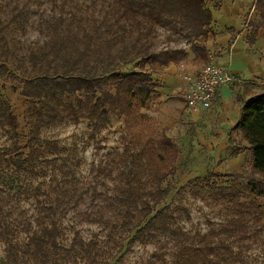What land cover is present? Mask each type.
I'll return each instance as SVG.
<instances>
[{"label": "trees", "instance_id": "obj_1", "mask_svg": "<svg viewBox=\"0 0 264 264\" xmlns=\"http://www.w3.org/2000/svg\"><path fill=\"white\" fill-rule=\"evenodd\" d=\"M67 2L53 0L54 5L60 4V12L41 24L47 40L21 58L23 79L19 87L29 100L26 153L21 152L18 118L0 92V127L5 128L16 153L4 157V175L12 167L16 172L32 170L58 149L55 142L41 136L42 130L52 125L85 119L93 134L106 125L111 114L136 123L139 119L147 130L139 136H126L119 159V183L103 197L102 217L106 204L115 213L108 239L126 235L127 251L135 244L166 237L171 264H250L242 248L247 243L263 242L264 206L233 200L238 190L233 192L230 186H212L217 196L230 199L225 206V220L205 232L191 233L179 227L170 208L160 205L171 190L168 178L175 172L178 147L167 136L166 128L154 138L157 131L153 119L140 112L149 108L155 91L146 65L157 70L170 62L177 63L186 53L183 47L155 50L159 28L183 35L198 56H204L205 49L196 42L208 37L213 20L205 0H107L95 10L86 6L81 14L64 10ZM25 6H15L10 17H3L0 4V61L6 62H0V75L8 80L15 77L9 63L16 57L8 36L14 30H25ZM253 6L259 15V20L251 24L254 32L264 29V0H255ZM135 63L140 64L134 67ZM240 112L233 130L251 150V177L244 188L263 195L264 91L252 92ZM38 204L35 216L26 223L24 239H17V231L4 210V224L0 223V241L4 244L1 264H73L89 259L95 241L85 240L78 232L69 242L64 241L58 202L38 200Z\"/></svg>", "mask_w": 264, "mask_h": 264}, {"label": "rangeland", "instance_id": "obj_2", "mask_svg": "<svg viewBox=\"0 0 264 264\" xmlns=\"http://www.w3.org/2000/svg\"><path fill=\"white\" fill-rule=\"evenodd\" d=\"M105 1L107 0H68L63 5V9L81 14L80 12L84 13L87 10L86 6L90 8L92 6L95 10ZM220 1L205 0L206 5L213 12L220 7ZM246 1L248 5L255 3V0ZM93 2H95L94 7ZM0 4L3 6V17L4 15L10 17L13 7L20 8L26 4L24 9L28 22L25 30H14L11 36H8L9 45L16 53V57H12V62L9 63L10 69L15 72V77L8 80L4 75H0V92L3 98L10 102L18 118L21 152L26 153L28 149L25 145L29 130L26 110L29 100L21 94L19 87L23 79L24 60L21 58L28 50L41 46L47 40L41 24L45 19L59 15L60 4L54 5L53 0H0ZM258 20L257 11L254 9L252 11L250 8L249 14L244 19L246 27L243 24L245 28H242L246 32L247 40L250 36L251 23H256ZM198 42L204 47L216 45L207 40ZM190 46L191 42L187 41L183 35L173 34L168 29L159 28L154 38L153 48L163 50L174 47L189 48ZM217 48L212 50L214 53L215 50L218 51V56H215L217 61L210 60L207 63L224 68V61L218 57L221 55L220 50L226 48ZM139 64L135 63L134 67H138ZM122 67L124 69L126 66ZM145 70L152 76L155 89L158 88L159 81L154 74L162 68L157 71L146 65ZM227 73L230 74L228 71ZM14 87L17 89L15 90ZM162 98H164L162 102L169 100L166 109H177L181 111V114L186 110L182 95L172 96V93H169L163 95ZM163 104L152 102L150 105L149 103L148 107H151L150 111L153 115H150L149 108L140 110L153 119L152 125L157 131V134L153 136L156 139L164 127L162 128L163 122L158 120L155 112H160ZM180 118L177 122L173 118L167 120L168 124L174 123L169 126L172 130L176 129V123H180L181 131H178L177 137L172 138L178 147V156L174 163L175 172L168 178L171 190L160 203L161 206L170 208L176 224L186 232L193 233L205 232L209 228L216 229L225 220L227 216L225 206L230 199L217 196L210 189L212 186H230L231 191L238 190L233 200L264 206V194L257 195L244 188L251 177L249 174L251 150L248 143L234 137V133L231 132L226 139V147L217 150L199 139L195 129L198 127L200 131L204 125L198 124L193 127L192 121ZM138 122H140L139 119ZM138 122L111 114L106 125L93 134L85 119L52 125L43 129L41 136L44 140L55 142L58 149L39 163L37 162L32 170L16 172L12 167V169H7L5 175L4 157L8 159L16 153L13 151V142L8 137L5 128L0 127V161L2 163L0 223L4 224L5 210L9 214L7 215L9 224L17 231L15 236L17 239H24L27 232L26 223L35 216L39 207L38 200L43 202L56 200L59 204L57 214L63 229V240L69 242L74 233L78 232L85 240H93L96 244L93 248V255L89 259H80L73 264H171V249L166 246V237L159 236L145 245L135 244L126 251V235L117 234L114 239H108V232L115 217L113 209L106 204L103 217L101 215L104 209V194L111 192L120 180L121 163L119 159L126 136L128 134L139 136L143 129L147 130L146 125ZM254 178H260V176L255 175ZM165 185L166 182L162 183L163 187ZM262 238L263 242L247 243L242 248L244 259L250 264H264V235ZM3 257L4 244L0 241V264Z\"/></svg>", "mask_w": 264, "mask_h": 264}, {"label": "crops", "instance_id": "obj_3", "mask_svg": "<svg viewBox=\"0 0 264 264\" xmlns=\"http://www.w3.org/2000/svg\"><path fill=\"white\" fill-rule=\"evenodd\" d=\"M219 6L216 12L211 10L213 20L210 33L206 39H203L216 45L204 47L197 41L196 45L205 49L204 56H198L190 46L184 48L186 53L180 61L170 62L162 70H157L158 73L154 76L159 81V87L155 89L150 100V105L152 102L165 103L160 107V112H155V116L163 122L162 128L167 129V136L171 138L178 136V131H181L180 123H176V129L172 130L169 126L174 123L168 124L167 120L173 118L177 122L181 115L180 119L192 121L193 127L198 124L204 125L200 131L198 127L195 129L199 139L217 150L226 147V139L231 132L234 133V137L241 139L240 133L232 130L240 118L241 105L252 92L264 91V29L260 27L253 32L251 25L249 40L245 38L246 32L242 29L246 27L244 19L249 14L250 8L253 11V5H248L246 0H221ZM223 47L226 49L220 50L221 55L218 58L224 61L223 67L230 75L236 76L234 77L236 80L228 81L218 87L211 108L200 111L186 108L185 114H181L177 109H166L169 100L162 102L163 95L169 93H172V96L182 95L185 87V82L181 79L182 72L195 73L210 60L217 61L215 56H218V51L215 50L214 53L212 50ZM150 115H153V112L150 111Z\"/></svg>", "mask_w": 264, "mask_h": 264}, {"label": "built area", "instance_id": "obj_4", "mask_svg": "<svg viewBox=\"0 0 264 264\" xmlns=\"http://www.w3.org/2000/svg\"><path fill=\"white\" fill-rule=\"evenodd\" d=\"M181 79L185 82L183 101L191 111L210 109L218 87L235 80L226 69L213 63H205L195 73L182 72Z\"/></svg>", "mask_w": 264, "mask_h": 264}]
</instances>
